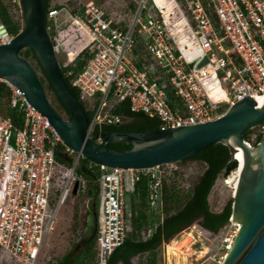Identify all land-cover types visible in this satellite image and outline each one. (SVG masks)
I'll return each mask as SVG.
<instances>
[{"label":"built area","instance_id":"built-area-1","mask_svg":"<svg viewBox=\"0 0 264 264\" xmlns=\"http://www.w3.org/2000/svg\"><path fill=\"white\" fill-rule=\"evenodd\" d=\"M133 6L128 24L93 3L79 10L52 4L46 13L66 81L86 103L103 96L89 136L102 123L99 113L110 96L159 118L162 130L211 122L246 97H264V0H135ZM14 37L0 23V46ZM2 83L23 120L17 125L0 114V252L8 264H41L60 206L76 184L75 195L91 201V182L77 171L81 152L61 139L19 88ZM59 148L73 157L71 165L57 159ZM88 169L96 174L98 198L95 262L107 264L132 238L128 195L139 179L148 180L150 206L162 216L164 188L179 163L125 170L90 162ZM233 223L238 232L231 218ZM210 234L227 251L237 236Z\"/></svg>","mask_w":264,"mask_h":264},{"label":"water","instance_id":"water-1","mask_svg":"<svg viewBox=\"0 0 264 264\" xmlns=\"http://www.w3.org/2000/svg\"><path fill=\"white\" fill-rule=\"evenodd\" d=\"M18 1L25 25L10 43L0 46V79L19 88L68 146L90 162L111 169L137 170L182 163L216 143L228 145L232 158L223 179L240 166L231 217L240 227L222 264H264V134L252 150L253 156L245 152L247 145L243 142L245 132L264 124V97H246L217 120L203 124L166 130L98 131L89 136L88 112L62 75L47 29L43 1ZM28 48L34 51L68 117L53 106L38 72L21 55ZM205 63L207 59L198 67ZM116 143L132 148L127 151L109 148ZM77 187L78 184L73 194L77 193Z\"/></svg>","mask_w":264,"mask_h":264},{"label":"trees","instance_id":"trees-1","mask_svg":"<svg viewBox=\"0 0 264 264\" xmlns=\"http://www.w3.org/2000/svg\"><path fill=\"white\" fill-rule=\"evenodd\" d=\"M42 1L44 5L43 8H45L46 13H48L53 0ZM18 3V0H9V5L5 6L3 0H0V23L4 24L7 30L14 36L17 35L25 25L21 10L19 6H17ZM79 7H81L80 4L73 8L74 10H79ZM132 8L133 4L130 3L123 9L129 10L132 15ZM15 11L20 13L19 18L16 17ZM105 11L110 15L108 10ZM118 22L125 24L123 20ZM140 48L142 49V46ZM143 53H145V51ZM21 55L25 57L26 60H30V64L39 72L38 74L46 88L49 99L52 100L53 106L62 116L68 117V111L65 110L57 99L42 67L38 64L34 51L28 48L27 51H22ZM62 73L64 75L63 71ZM67 83L74 95L82 100L80 90L71 86L68 80ZM50 92H52V96L49 95ZM110 101H112V104L105 118L113 120L112 123L102 120V123L95 127L93 133L98 131L136 132L160 128L159 118L151 117L142 112H133L129 99L120 100L115 96H110ZM82 102L88 112L90 120H92L98 105L95 104L94 100L89 103H86L84 100H82ZM57 106H60L61 109ZM171 106L174 107V104L171 103ZM64 113L65 115H63ZM0 114L5 117H11L17 125H21L22 123V112L11 102L9 89L4 83L0 85ZM117 119L120 121L117 122ZM122 120L127 121L121 122ZM250 134L251 130L244 133V138L248 142H250ZM262 134L261 132V134L257 136V142H259ZM257 144L258 143H256V145ZM109 148L118 151H127L131 149L132 146L116 143L110 145ZM56 157L59 161L65 162L68 165L73 163V157H68L61 148L57 150ZM231 158V148L221 142L212 145L206 150L198 152L191 160H197L205 165V170L201 178L198 179L196 185L184 195L181 192L184 173L179 170L173 178H170L163 192L165 208L162 216L150 206L148 180H146V178L139 179L132 197V238L126 240L122 246L112 254L107 264H129V257L138 254L146 255V264H158V249L160 246L164 242L172 240L184 227L190 224L192 225L195 221H198L201 230L214 235L226 229L232 217L233 200L230 201L221 212L216 213L210 209L209 197L216 183V179H218L221 174L223 175ZM89 164V160L85 158L81 159L77 171L79 174L85 175L91 182L88 194L91 196L93 207L96 210L98 206L96 193L97 185L95 182L96 174L90 172L88 169ZM95 224L97 225L96 213ZM149 230L152 232L149 236H146ZM96 233L95 226L91 236L80 242V244L90 245L89 250L85 253V257L89 256L95 264ZM74 256V253L63 256L62 260L56 264H76ZM82 262L85 264L86 260L82 259ZM6 264H8V262H6Z\"/></svg>","mask_w":264,"mask_h":264},{"label":"rangeland","instance_id":"rangeland-1","mask_svg":"<svg viewBox=\"0 0 264 264\" xmlns=\"http://www.w3.org/2000/svg\"><path fill=\"white\" fill-rule=\"evenodd\" d=\"M3 2L5 6L9 5V0H3ZM134 2L135 0H53L52 4L68 5L71 8L78 4L82 6L93 3L100 6L102 9L108 10L111 17L114 19L118 21L123 20L125 24H128L132 15L129 10L123 8ZM17 6H19V3ZM16 17L19 18L20 13L16 12ZM49 95L52 96V92H50ZM102 98L103 96L100 94L94 96V100L98 102H101ZM97 104L99 107L100 103ZM111 104L112 101H110V97H107L105 105H103L99 113L100 121L105 119ZM57 107L61 109L60 106ZM63 115H65V113ZM125 121L127 120H122L121 122ZM261 132L264 133V125H260L251 130L250 142H248L250 148H256V143H258L257 136L261 134ZM179 170L184 173V179L181 185V192L184 195L187 194V192L196 185L197 180L201 178L205 170V165L197 160H188L179 163ZM237 179L238 175L235 172L227 179H223L222 174L216 179V183L209 197L210 209L213 212H221L224 207L233 200L236 185L235 180ZM132 197L133 193L128 195L129 201ZM130 210L131 209H129V211ZM95 226V208L93 207L92 201L83 195L69 194L64 204L59 208L57 220L52 232H50L51 235L45 249V257L41 264H56L62 260L63 256L74 252L76 253L74 256L76 264H84L82 259L86 260L85 264H95L89 256L85 257L84 252L76 249L78 243L75 242L81 235H85L82 239H88L93 233ZM222 233H224L222 239L237 235V224H230ZM181 242L184 244L183 251L187 259L183 261L173 258L170 264H219L223 262L224 255L229 252L225 247H222L221 239L219 240L218 237H211V234L201 230L198 221H195L192 225L190 224L186 228H183L172 240L164 242L160 246L158 249V264H169L167 260V247L176 246ZM6 261L4 254L0 252V264H6ZM137 261L139 264H146V255H142Z\"/></svg>","mask_w":264,"mask_h":264},{"label":"bare ground","instance_id":"bare-ground-1","mask_svg":"<svg viewBox=\"0 0 264 264\" xmlns=\"http://www.w3.org/2000/svg\"><path fill=\"white\" fill-rule=\"evenodd\" d=\"M98 105V104H97ZM95 106V105H94ZM264 134V133H263ZM244 143H246L247 145V149L245 152H247L249 155L253 156L252 155V148H250V145L248 143V141L244 140L243 141ZM129 171H127L126 173H128ZM235 173L238 175V179L235 180L236 181V185H235V189L238 185V180L240 179V166H239V169H237L235 171ZM96 211V210H95ZM96 213V212H95ZM184 244L181 242V243H178V245L176 246H168L167 249V256H168V261H169V264L172 262V259L173 258H176V259H179V260H183L185 261L187 258L185 257V252L183 251V247ZM188 257V256H187ZM178 261V260H177ZM179 262V261H178ZM181 263V262H180Z\"/></svg>","mask_w":264,"mask_h":264},{"label":"flooded vegetation","instance_id":"flooded-vegetation-1","mask_svg":"<svg viewBox=\"0 0 264 264\" xmlns=\"http://www.w3.org/2000/svg\"><path fill=\"white\" fill-rule=\"evenodd\" d=\"M90 245L89 244H78L77 245V250L86 253L89 250ZM74 254L76 255V253L74 252ZM142 255H134L129 257L128 261L129 264H139V262L137 261ZM137 259V260H135Z\"/></svg>","mask_w":264,"mask_h":264},{"label":"crops","instance_id":"crops-1","mask_svg":"<svg viewBox=\"0 0 264 264\" xmlns=\"http://www.w3.org/2000/svg\"><path fill=\"white\" fill-rule=\"evenodd\" d=\"M94 102H95V104H97V103H98V101H95V100H94Z\"/></svg>","mask_w":264,"mask_h":264}]
</instances>
